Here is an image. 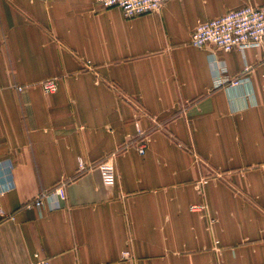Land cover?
I'll return each instance as SVG.
<instances>
[{"label": "crops", "instance_id": "obj_1", "mask_svg": "<svg viewBox=\"0 0 264 264\" xmlns=\"http://www.w3.org/2000/svg\"><path fill=\"white\" fill-rule=\"evenodd\" d=\"M247 4L0 0V264H264V45L190 43Z\"/></svg>", "mask_w": 264, "mask_h": 264}, {"label": "built area", "instance_id": "obj_2", "mask_svg": "<svg viewBox=\"0 0 264 264\" xmlns=\"http://www.w3.org/2000/svg\"><path fill=\"white\" fill-rule=\"evenodd\" d=\"M101 8L116 7L125 17H134L147 13L156 12L167 0H94ZM190 43L195 47L212 46L216 49L228 52L233 49L243 51L250 47L264 45V5H243L231 9L226 13L198 23L191 31ZM213 83L215 87H234L248 81L246 76L229 77L225 74L226 69L221 67L217 70ZM222 72V73H221ZM45 94L56 91L57 82L55 77L47 78L39 82ZM24 85H17V90L24 89ZM140 154L145 152L144 144L138 145ZM82 166V162H80ZM44 201L49 203V209L60 207L56 194L52 191H43L27 205L40 208ZM191 208H196L194 205ZM37 264H50L46 259L37 260Z\"/></svg>", "mask_w": 264, "mask_h": 264}]
</instances>
